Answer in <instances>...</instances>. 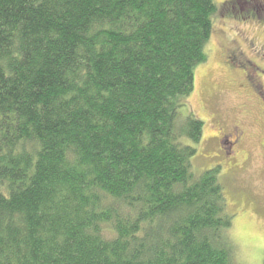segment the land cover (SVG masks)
I'll return each mask as SVG.
<instances>
[{
	"label": "trees",
	"instance_id": "16d2710c",
	"mask_svg": "<svg viewBox=\"0 0 264 264\" xmlns=\"http://www.w3.org/2000/svg\"><path fill=\"white\" fill-rule=\"evenodd\" d=\"M216 5L0 0V264H234L185 114Z\"/></svg>",
	"mask_w": 264,
	"mask_h": 264
},
{
	"label": "rangeland",
	"instance_id": "374dc122",
	"mask_svg": "<svg viewBox=\"0 0 264 264\" xmlns=\"http://www.w3.org/2000/svg\"><path fill=\"white\" fill-rule=\"evenodd\" d=\"M215 2L207 58L195 68L194 90L188 99L189 112H185L204 123L192 170L200 174L219 166L227 209L234 216L229 233L234 264H263L264 0ZM251 82H255L257 95L247 86ZM238 137H243V143L233 146L239 152L236 166L226 155V141H239Z\"/></svg>",
	"mask_w": 264,
	"mask_h": 264
},
{
	"label": "flooded vegetation",
	"instance_id": "af4514ba",
	"mask_svg": "<svg viewBox=\"0 0 264 264\" xmlns=\"http://www.w3.org/2000/svg\"><path fill=\"white\" fill-rule=\"evenodd\" d=\"M249 63V62H248ZM238 65V64H237ZM231 66H233L234 68H236L237 66H235V65H231ZM246 66V65H245ZM250 67H255V65L254 64H250ZM239 68H240V64H239ZM245 70V69H244ZM241 71H243V70H241ZM253 75L255 76V72H253ZM250 81V78L248 77V80L246 81V83H248ZM247 86H250V88H252V91H251V93H254L255 92V94L257 95V93H258V91H257V89L255 88V82H251L250 84H248ZM260 86H258V88H259ZM262 100V102H261V105H262V107H263V109H262V118H261V121H263L264 122V98H262L261 99ZM238 139H239V137H238ZM238 142H240V144L241 143H243V137H241V140L239 139V141H237V139L236 140H234L233 142H229L228 141V139H227V141H226V143H229L228 145H229V153H226V155H228V157H229V160H231V162L232 163H236V166L238 165L237 164V162H239L238 161V155H239V152H238V150H236L235 152H234V149H233V146L235 147V145L238 143ZM226 148V147H225ZM225 155V154H224ZM246 160L244 159L243 160V162L242 163H244Z\"/></svg>",
	"mask_w": 264,
	"mask_h": 264
}]
</instances>
